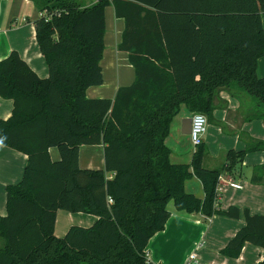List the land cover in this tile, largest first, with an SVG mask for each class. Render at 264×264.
<instances>
[{"label":"trees","instance_id":"trees-1","mask_svg":"<svg viewBox=\"0 0 264 264\" xmlns=\"http://www.w3.org/2000/svg\"><path fill=\"white\" fill-rule=\"evenodd\" d=\"M31 1L48 76L16 50L0 60V96L13 101L11 115L0 118V147L27 155L22 179L6 187L0 264H156L146 247L164 228L170 201L205 218L244 215L222 255L239 257L247 242L264 250V214L223 210L217 191L223 174L240 176L245 156L264 151V139L227 150L219 168L204 166L203 142L189 163L171 162L166 143L181 106L210 119L220 88L251 103L245 120H264V78L257 74L264 0ZM109 5L124 20L117 47L129 53L135 78L113 98H89L87 88L103 83ZM96 144L103 145L104 167H80V146ZM194 176L203 198L185 190ZM251 182L264 185V162L253 167ZM58 210L97 219L59 237Z\"/></svg>","mask_w":264,"mask_h":264},{"label":"crops","instance_id":"crops-1","mask_svg":"<svg viewBox=\"0 0 264 264\" xmlns=\"http://www.w3.org/2000/svg\"><path fill=\"white\" fill-rule=\"evenodd\" d=\"M86 1V2H85ZM86 5L97 0H85ZM38 15L31 0H0V60L7 57L12 50L36 71L40 77L48 76V66L36 39L34 18ZM106 30L104 35V53L101 60L103 83L88 87L89 98H113L121 86L129 85L135 78L133 65L129 61V53L118 49L124 29V20L115 17L112 5L105 8ZM264 27V14L262 15ZM257 74L264 78V59L257 63ZM213 109L208 122L216 121L215 136L205 130L203 143L216 146L226 152L229 149L241 150L247 139H264V121L253 119L247 121L238 111L242 109V101L227 88H220L214 99ZM184 106V105H182ZM185 107V106H184ZM13 101L0 96V118L7 119L12 112ZM187 109L178 113L171 123L166 143L171 149L170 160L173 163H189L196 149L190 153L187 144L191 143L188 133H183L184 118L191 117ZM227 133V135L225 133ZM171 140V143L169 142ZM207 140L210 142L207 144ZM185 147H182L183 145ZM53 160L60 157L57 147H50ZM207 155L205 154L203 163ZM185 158H188L186 160ZM212 161L222 166L225 157ZM186 160V161H182ZM264 162V151L248 153L243 161L241 175L225 173L219 185V208L227 209L231 205L241 210L249 208L251 213L264 214V185L251 182L253 167ZM27 155L9 146L0 147V215L7 214L6 187L18 183L24 174ZM79 165L82 168H103L104 148L102 144L81 145L79 148ZM230 182L239 184L232 187ZM185 190L203 198L201 181L192 177L185 182ZM170 216L162 230L155 233L146 247L148 258L156 264H258L263 259L264 250L252 243H245L239 257L230 258L221 254V249L239 228L245 224L243 214L239 218L213 215L205 218L201 213H189L178 210L171 201L167 205ZM96 216L84 212L58 210L55 221V234L65 235L72 225L88 227L96 221ZM3 239L0 236V246ZM196 254L195 260H189L190 254Z\"/></svg>","mask_w":264,"mask_h":264},{"label":"rangeland","instance_id":"rangeland-1","mask_svg":"<svg viewBox=\"0 0 264 264\" xmlns=\"http://www.w3.org/2000/svg\"><path fill=\"white\" fill-rule=\"evenodd\" d=\"M79 1H81L82 2V0H79ZM83 1H85V0H83ZM86 2V1H85ZM240 99V98H239ZM242 101V109L240 110V111H238L241 115H243V116H245V115H247L248 114V112H249V108L251 107V103L250 102H248V101H246V99H244V100H241ZM186 110V108L184 107V106H181V109H180V111H179V113H182L183 111H185ZM259 120H262V121H264L263 119H259ZM217 125V123H216V121H213V122H208L207 121V124H206V129L208 130V134H214V136H215V126ZM225 133V132H224ZM205 135L207 134V132L206 133H204ZM203 134V136H202V139H204V137H205V135ZM226 135H227V133H225ZM169 142L171 143V140L169 139ZM210 141L209 140H207V144L209 143ZM188 145V147H189V150H190V153L193 151V149L195 148V146L193 145V143H192V141H191V143L190 144H187ZM186 145L184 144L182 147H185ZM220 151L221 150H219V149H217V147L216 146H209L208 145V147H207V152H206V155H207V157H206V159H205V161H204V166L205 167H207V168H219V167H221V166H219V165H217L216 164V162L215 161H212L211 160V158H210V156H215V159L218 161V163H219V160L221 159V158H224L225 157V154H224V152H221L220 153ZM186 160H188V158H185ZM186 160H182V161H186ZM171 204H172V201H171Z\"/></svg>","mask_w":264,"mask_h":264},{"label":"built area","instance_id":"built-area-1","mask_svg":"<svg viewBox=\"0 0 264 264\" xmlns=\"http://www.w3.org/2000/svg\"><path fill=\"white\" fill-rule=\"evenodd\" d=\"M206 124H207L206 115H204L202 113H192V115H191V128H190V134L189 135H190L191 141L195 147H197L198 145H200L203 142L202 136L205 133ZM221 181H222V177H221ZM229 185L232 187H236V188L239 187V184L234 183V182H230ZM217 191L219 193V186H218ZM110 201H111V199H110ZM195 259H196V254L194 252H192L189 256V260L191 261V260H195Z\"/></svg>","mask_w":264,"mask_h":264},{"label":"water","instance_id":"water-1","mask_svg":"<svg viewBox=\"0 0 264 264\" xmlns=\"http://www.w3.org/2000/svg\"><path fill=\"white\" fill-rule=\"evenodd\" d=\"M190 128H191V117H186L184 118L182 122V131L183 133H188L190 134Z\"/></svg>","mask_w":264,"mask_h":264}]
</instances>
